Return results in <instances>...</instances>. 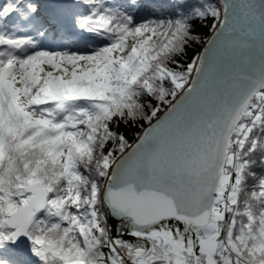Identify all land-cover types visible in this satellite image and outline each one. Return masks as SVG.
<instances>
[{"label":"snow or ice","instance_id":"1","mask_svg":"<svg viewBox=\"0 0 264 264\" xmlns=\"http://www.w3.org/2000/svg\"><path fill=\"white\" fill-rule=\"evenodd\" d=\"M0 264H264V0H0Z\"/></svg>","mask_w":264,"mask_h":264},{"label":"trees","instance_id":"2","mask_svg":"<svg viewBox=\"0 0 264 264\" xmlns=\"http://www.w3.org/2000/svg\"><path fill=\"white\" fill-rule=\"evenodd\" d=\"M210 35H211V32H210V31H208V30H206V29L203 30V32H202V37H203L204 40H207V39L210 37ZM203 46H204L203 44H200V45H195V46H193L192 48H190V49L188 50L187 59L190 60L191 57L195 56L198 52H200ZM137 131H139V129H133L132 131H130V132L128 133V136H129V138H130V142H131L132 140H134V138H135V137H134V133L137 132Z\"/></svg>","mask_w":264,"mask_h":264},{"label":"water","instance_id":"3","mask_svg":"<svg viewBox=\"0 0 264 264\" xmlns=\"http://www.w3.org/2000/svg\"><path fill=\"white\" fill-rule=\"evenodd\" d=\"M211 36V35H210ZM204 47V46H203ZM203 47H202V49H201V51L203 50Z\"/></svg>","mask_w":264,"mask_h":264}]
</instances>
